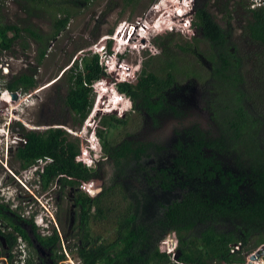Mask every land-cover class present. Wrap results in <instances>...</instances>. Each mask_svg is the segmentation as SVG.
Wrapping results in <instances>:
<instances>
[{
    "label": "trees",
    "instance_id": "obj_1",
    "mask_svg": "<svg viewBox=\"0 0 264 264\" xmlns=\"http://www.w3.org/2000/svg\"><path fill=\"white\" fill-rule=\"evenodd\" d=\"M3 1L0 0V13ZM17 1L25 2L30 10L46 11L62 5L65 0ZM69 1L80 5L92 0ZM123 1L130 4L136 0ZM244 12L243 32L256 44L264 47V5H246ZM72 13L69 8L56 7L52 32L49 34L32 26L21 27L0 20V52L12 51L17 40L27 38L37 45L36 62L40 63L46 55L47 45L66 29ZM225 14L227 29L216 21L208 5L195 9L199 33L209 48V52L204 55L212 64L207 104L214 108L211 120L216 123L220 137H205L201 134L177 140L174 146V165L157 170L154 178L159 180L161 190L172 191L178 187L184 189L183 198L164 207L163 215L153 225L139 222L142 201L138 199L137 206L133 204V207L130 206L123 212L122 217H117L118 222L120 221L117 238L111 244H98V239L85 251L92 240L89 223L93 210L95 215L99 213L102 216L108 211H115L117 207H112L113 200L102 209H94L85 194H78L74 202L82 212L79 254L83 264H170V254L160 249V243L166 238L167 232L177 236L176 250L178 261L182 264L244 263L245 254L264 243V118H256L245 104V93L239 87L243 79L239 74L241 57L238 58L232 52L230 44L233 33L230 25L231 11L226 8ZM186 15L165 16L167 18L164 22L168 23L166 27L173 23L178 29L187 28L188 25L183 20ZM161 43L163 44L160 42L159 45ZM21 46L23 49L28 48L25 43H21ZM176 46L185 53L193 51L190 46ZM157 56L164 57L161 72L148 69L150 60L156 58L150 56L137 84L113 83L118 93L133 102L134 112L149 118L172 108L167 102L166 92L181 73L179 65L166 52ZM65 76V92L61 95L63 107L68 109L74 122L81 126L93 107L92 85L109 76L100 64L98 54L88 57L84 55L80 60H74ZM125 78L131 80L128 76ZM99 85L103 86L104 95L108 93L106 88L109 84ZM35 86V70L26 67L11 76L4 89L9 93H25ZM125 123V119L116 120L110 115H103L95 131L102 156L116 165L125 160L128 154L138 158L143 151L141 144L136 147L131 142L115 144L106 139L105 134L109 130ZM23 137L26 142L15 153L22 168L27 169L41 159H52L41 173L44 190L58 176L85 180L96 176V168H89L77 161L78 143L70 139L62 128H49L41 133L28 131L23 133ZM220 156L230 158L236 172L225 170ZM66 182L69 186L75 185L73 181ZM216 183L220 191L218 197L214 200L210 196H203L206 191L204 188L208 185L214 187ZM93 186L94 182L89 181L82 190L89 197L100 201V196L92 193ZM8 211L11 210L7 207L4 213L0 212V218L10 222L15 232L28 239L20 225L21 218L12 217ZM33 228L36 229L35 224ZM0 234L4 235L10 247L16 243L15 235ZM38 239L51 252L56 251L57 245H60V238L56 233L50 238L41 239L38 236ZM235 244H239V248L232 253L231 249Z\"/></svg>",
    "mask_w": 264,
    "mask_h": 264
},
{
    "label": "rangeland",
    "instance_id": "obj_2",
    "mask_svg": "<svg viewBox=\"0 0 264 264\" xmlns=\"http://www.w3.org/2000/svg\"><path fill=\"white\" fill-rule=\"evenodd\" d=\"M172 4L174 7L178 6L176 9L181 13L178 15L187 14L183 18L188 25L187 28L178 29L173 23L166 27L168 23L164 22L167 18L165 16L172 11L169 10ZM260 4L264 5V1L260 3L259 0H136L126 4L123 0H92L89 3L74 5L69 0H65L62 5L56 7L69 8L73 12L72 17L66 29L47 45L46 55L40 63L36 62L37 45L27 38L17 40L12 51L0 52V97L5 93L4 85L11 76L26 67L35 70L36 79L35 88L25 93L18 92V101L13 102L8 109L6 107L0 109V123L14 119L13 122L19 124L16 127L22 136L28 131L41 133L49 128H62L70 139L78 143V155L84 153V157L78 158L87 167L100 162L96 176L92 179L100 181L99 186L94 183L92 190V193L100 190L98 195L100 201L86 196L87 200L94 209H102L113 200L112 207L116 206L117 209L108 211L103 216L99 213L95 215L93 210L89 223L92 235L90 247L92 242L98 239V244L113 243L117 238L120 222L117 217H122L123 212L130 206L133 207V204L137 206L138 199L142 201L139 222L153 225L163 215L159 203L165 205L168 200L183 198L185 190L180 187L172 190V193H162L164 190L160 189L159 180L154 176L157 170L168 169L174 165V146L177 140L185 139L183 138L185 129L198 124L201 130H212L209 113L206 110L212 64L204 55L209 52V48L199 33L196 7L208 5L216 21L225 29L228 28L225 9L231 11L230 25L233 33L230 44L235 55L241 57L239 74L243 79L239 87L245 93V104L251 113L255 117L264 118V47L256 44L243 32L245 6L255 7ZM56 7L46 11L30 10L25 2L4 0L0 20L21 27L32 26L49 34L52 32L53 13ZM175 11H173L174 15L177 14ZM125 23L135 25L131 26L128 32L123 27ZM160 42L163 44L159 45ZM21 43H25L28 48L23 49ZM176 45L190 46L193 51L182 52ZM141 47L145 50L140 51ZM164 52L179 65L181 73L175 84L166 92L167 102L172 108L163 110L155 118L149 119L144 114L134 112L133 102L117 93L113 83L137 84V79L150 56L156 58L150 60L148 69L161 72L164 67V57L157 55ZM92 54L100 56V64L109 77L92 85L94 102L97 96L100 97L99 94L102 98H99V102L93 103L86 121L78 126L68 109L63 107L61 100L66 87L65 73L74 60ZM107 54H111L110 57ZM119 72H124L123 76L132 79L125 77L121 79L118 76ZM103 83L109 84L106 88L108 93L105 95L103 86L99 85ZM58 92L60 95H57ZM103 115H110L116 120H126L125 125H117L109 130L105 137L115 144L126 141L136 147L141 144L143 151L138 158L128 154L125 160L116 165L102 156L95 131ZM220 159L223 160L222 165L225 170L236 172L230 158L220 156ZM9 161L12 173L25 183L22 175H26V171L20 168L18 162ZM0 177L2 183L7 178V184L12 185L9 196L11 194L16 196V189L19 193L25 190L12 174L0 170ZM68 180L75 182L74 191L69 190L71 186L67 184ZM89 181L91 180L70 176L59 177L48 190L40 195L35 193L43 206H47V200H53L59 210L60 221L57 222L59 225L57 232L61 233L60 245L63 256L56 264H80L79 262L83 264L79 254L81 241L78 218L74 231L68 228L73 204L70 197L72 192L76 193L75 190L84 193L80 186L82 184L86 186ZM204 190H206L204 194L214 200L220 194L217 183L214 187L206 186ZM57 192L60 196L62 194L60 200H57ZM53 201L49 203L50 206ZM37 204L41 209H45L40 203ZM47 208L49 210L50 207ZM49 212L52 214L51 210ZM50 228L52 231L54 225L53 227L50 225ZM165 237L168 240L173 239V244L177 241L175 233L167 232ZM176 248L170 254V264H174L172 257L177 251ZM87 250L88 246L85 251Z\"/></svg>",
    "mask_w": 264,
    "mask_h": 264
},
{
    "label": "flooded vegetation",
    "instance_id": "obj_3",
    "mask_svg": "<svg viewBox=\"0 0 264 264\" xmlns=\"http://www.w3.org/2000/svg\"><path fill=\"white\" fill-rule=\"evenodd\" d=\"M165 29H163V30H165ZM231 39H232V37H231ZM233 50L234 49H232V52L234 53ZM14 101L15 100H13V102ZM6 108L8 109V106ZM213 109L211 107H208V104H206V110H208V113H209V117H210V121H211L210 126H211L212 130H208V131L201 130V128H200L201 126L196 124L194 126H191L190 129H185L183 138L190 139L192 136H200L201 134L205 137H212V136H214V138L218 137V136L220 137L219 129H218L216 123L211 120V117L214 115ZM11 110H14V108ZM155 116L153 118H155ZM153 118H149V119H153ZM256 118H258V117H256ZM13 121H14V119L0 123V170L6 174H8V173L12 174V176H14V178L17 179L18 182H20V184L23 186V188H25V190L22 188L23 192L19 193V198H21V200L17 199L15 201H12V198H10V196H9L10 195V188L12 187V185L9 186L7 184V180H8L7 178H6V180H3V183L5 185L2 183V181H0V209H1L0 212L4 213V211L8 207L11 210L8 212L10 213V215H12V217H14V216L20 217L21 218L20 225H21L22 229H24V231L27 233L28 239H25L19 233L15 232V230L13 229V226L10 224V222L3 220V218L2 219L0 218V233L8 234V235L13 234L15 236L19 235L21 238H23V241L25 242V249L27 252V254L25 255L26 264H56L57 262H60V260H61L58 258H62V256H63L61 245H57V247H56L57 253H55L56 251L51 252L49 250H46L40 244L39 239H38V236H39V238L44 239V238H42L41 232L38 230L37 227H36V229H34L33 225L36 224L34 221V218L39 216V215L43 216L44 219L50 218V219H52L51 221L53 222L52 225H54V228L52 229V234L49 236V238L52 237L56 233V234H58L59 238L61 239V233L57 232L59 229L58 223L60 221L59 210L57 209L56 203H54L53 200H50V201L47 200L46 204H47V206L50 207L49 210H51V212H52V214H51L49 212L47 206L46 205L43 206L42 203L39 202L38 196L35 195V193L40 195L43 193V191H45L43 189V184H42V180H41L42 170H39L37 173H34L36 167H33V165L27 169H24L21 167V164L17 160V158H15V153L17 152L18 148L22 147L23 144H25L26 140L22 136L21 132H18V129L16 126L19 124L14 123ZM185 139H183V140H185ZM47 159H50V158H47ZM9 160H14V161L18 162L20 168L22 170L26 171V175H22L26 184L23 183L22 180L17 178L14 173H12V171L9 168V162H10ZM39 161L40 160H38L37 162H39ZM51 161H52V159H51ZM51 161H49V162L47 161V162L50 163ZM99 166H100V162L99 163L97 162V164L94 167V168H96V171H97ZM43 171H44V169H43ZM59 177H65V176H58L57 178H55V180L59 179ZM74 178H76V177H74ZM55 180H53L50 185L54 184ZM91 181H93L94 183L97 182V181H94L92 179H91ZM97 186H99V185H97ZM69 188H70L69 189L70 191H74L73 186H71ZM72 188H73V190H72ZM25 192H27V194ZM75 192L76 193L72 192L71 197H70V199H72V201H73V204H72V210L70 211V215H71L70 219L71 220H70V224L68 227L70 230L73 229V231L76 227L75 222H77L76 221L77 218H78L79 223H81L80 220H81V213H82L80 209L79 210L77 209V204H75L74 201H75V198L78 196V194H84L82 192H78V190H75ZM163 192H166L168 194L172 193V191H162V193ZM203 196L207 197V195H205V194ZM61 197H62V194L60 196V193L57 192V200H60ZM177 199L178 198L172 199V201L168 200L167 202H165V205H163V204L161 205L159 203V206L164 211L165 210L164 207L169 206L172 202L177 201ZM20 201H22V202H20ZM52 201H53L52 206H50L49 203ZM37 203H40L41 206L43 208H45L46 210L41 209L40 205ZM13 206H16V209H13L12 208ZM145 209H146V207L144 208V210ZM77 211H79V212H77ZM26 212H30V215L28 216ZM22 215H25V217H23ZM38 247H40V248H38ZM89 247L90 246L88 245V248ZM259 247H261L260 249H263L264 243L261 244ZM8 249H10V246H9L6 238L4 237V235L0 234V255L2 253L6 254ZM12 259L14 260V257H12Z\"/></svg>",
    "mask_w": 264,
    "mask_h": 264
},
{
    "label": "built area",
    "instance_id": "obj_4",
    "mask_svg": "<svg viewBox=\"0 0 264 264\" xmlns=\"http://www.w3.org/2000/svg\"><path fill=\"white\" fill-rule=\"evenodd\" d=\"M260 1V3H262L263 2V0L261 1V0H259ZM189 5V4H188ZM189 8H190V5H189ZM134 25L135 24H128V23H125V25H123V27L125 28V29H127L128 30V32L130 31V28H131V26L132 27H134ZM113 50H115V49H113ZM109 57H110V55L111 54H107ZM117 55V54H116ZM115 56V55H114ZM117 66V65H116ZM7 71V70H6ZM4 73H5V71H3ZM120 73V75H118L121 79L122 78H124L125 76H123L124 74V72H119ZM129 77V76H128ZM131 78V77H130ZM132 79V78H131ZM5 93H9V92H7V91H4ZM17 95H18V92H15ZM11 94V93H10ZM2 95V94H1ZM122 96H125V95H123L122 94ZM97 98V97H96ZM96 100V99H95ZM97 100H98V98H97ZM86 121V120H85ZM98 140V139H97ZM97 140H96V142H97ZM78 157H84V153L82 154H80V156L78 155L77 157H76V159H77V161H79V162H82L83 163V161H81V159H79ZM83 160V159H82ZM96 160V159H95ZM47 161H51V159H47ZM40 163H41V160L37 163V165H36V167L38 168L39 167V165H40ZM95 162L93 161V164H94ZM84 164V163H83ZM89 168H92V167H95V165L94 166H88ZM93 182V181H92ZM80 188L81 189H85L86 188V186L85 185H81L80 186ZM83 191V190H82ZM84 192V191H83ZM84 194L86 195L87 193L86 192H84ZM86 196H88V198H91V197H89V195L87 194ZM13 209H16V206H13L12 207ZM27 213V215L29 216L30 215V212H26ZM23 217H25V215H22ZM52 219H49V221L48 222H44V217L43 216H41V215H39V216H37V217H35L34 218V221H35V223L38 225V226H42L43 228L45 227H47L48 229L47 230H44L42 227L39 229V231L41 232V235H42V237L43 238H49V236L52 234V231H50V229L51 228H49L50 227V225L51 226H53L52 224H53V222L51 221ZM17 237V239H16V243L12 246V247H10V249H8V251H7V253L6 254H1L0 255V264H26V262H25V255L27 254V252H26V249H25V242L23 241V238H21L19 235H17L16 236ZM161 246L163 247V249H162V251L163 252H168V253H171L172 251H174L175 250V248H176V246H177V241H176V243L175 244H173V239H167V238H165L162 242H161ZM239 248V244H235L233 247H232V249H231V252L233 253L236 249H238ZM261 247H258V248H256L255 250H253V251H250V252H248V253H246L245 254V262L244 263H235V264H264V260H263V258H257L256 260H253V261H251V259H249V256L250 255H253V254H255L256 252H258L259 250H261L260 249ZM12 257H14V260L12 259ZM80 264H81V262H79ZM66 264H68V263H66Z\"/></svg>",
    "mask_w": 264,
    "mask_h": 264
},
{
    "label": "water",
    "instance_id": "obj_5",
    "mask_svg": "<svg viewBox=\"0 0 264 264\" xmlns=\"http://www.w3.org/2000/svg\"><path fill=\"white\" fill-rule=\"evenodd\" d=\"M10 97L12 100H16L18 98L16 93H11ZM6 106H7V104L3 100L2 101L0 100V109L5 108ZM96 184L100 185V181H97ZM93 194H94V196L100 195V190H96ZM38 248H40V247H38ZM177 253H178V251H176V253L173 255L172 260H173L174 264H182L178 261V254ZM260 257L263 258V260H264V248L259 250L255 254L250 255L249 259H251V261H253V260H256L257 258H260Z\"/></svg>",
    "mask_w": 264,
    "mask_h": 264
},
{
    "label": "clouds",
    "instance_id": "obj_6",
    "mask_svg": "<svg viewBox=\"0 0 264 264\" xmlns=\"http://www.w3.org/2000/svg\"><path fill=\"white\" fill-rule=\"evenodd\" d=\"M156 13V12H155ZM143 50H145V48L143 49V47H141L140 48V51H143ZM114 52H116V50H113ZM116 53H118V52H116ZM120 54V53H119ZM121 56V55H120ZM102 81V80H101ZM100 81H98V82H96V83H99ZM95 83V84H96ZM124 83V82H123ZM116 90V89H115ZM118 93V92H117ZM115 94V93H114ZM112 95V94H111ZM94 103H96V100H95V102ZM100 150H101V148H100ZM49 162V161H48ZM48 162H47V159H42L41 160V163H40V165H39V167L37 168L36 167V165H37V163L36 164H34L33 165V167H36L35 168V171H34V173H37L39 170H42V173H43V169H44V167H45V165L46 164H48ZM16 191H17V194L16 193H14V194H16V196H13L12 194H11V196H10V198H12V201H15V200H17V199H19V191L16 189ZM49 221V219H47V218H45L44 219V222H48ZM36 225V227L38 228V230L42 227V226H38L37 224H35ZM43 228V227H42ZM50 228V227H49ZM44 230H47L48 228L46 227H44L43 228ZM43 238V237H42ZM167 238V237H166ZM160 247L162 248V246H161V243H160ZM161 251H162V249H161ZM167 254H171V253H167Z\"/></svg>",
    "mask_w": 264,
    "mask_h": 264
},
{
    "label": "bare ground",
    "instance_id": "obj_7",
    "mask_svg": "<svg viewBox=\"0 0 264 264\" xmlns=\"http://www.w3.org/2000/svg\"><path fill=\"white\" fill-rule=\"evenodd\" d=\"M177 4V2L175 3V5ZM178 6H176V7H174V5L172 4L171 5V7L169 8V10H172V11H169V14H166V16H169V15H174L173 13V11L174 10H176L175 12L177 13H175L176 14V16H181V15H178V14H181L180 13V11H178L176 8H177ZM174 9V10H173ZM186 12V11H185ZM121 48H119V50H120ZM98 85V84H97ZM116 91V90H115ZM117 92V91H116ZM10 93H4V94H2V96L0 97V100L2 101H4L6 104H7V106H8V108H9V106L10 105H12L13 104V100L11 99V97H10V95H9ZM100 95V97L99 96H97V98H98V100H96V102L98 101L99 102V98H102V96H101V94H99ZM18 97V96H17ZM18 99V98H17ZM16 99V100H17ZM15 100V101H16ZM14 101V102H15ZM18 101V100H17ZM6 106V107H7ZM1 109H3V108H1ZM11 109V108H10ZM3 112V111H2Z\"/></svg>",
    "mask_w": 264,
    "mask_h": 264
}]
</instances>
